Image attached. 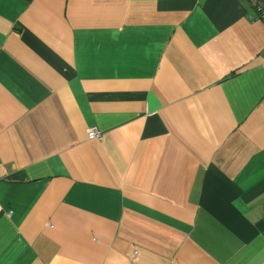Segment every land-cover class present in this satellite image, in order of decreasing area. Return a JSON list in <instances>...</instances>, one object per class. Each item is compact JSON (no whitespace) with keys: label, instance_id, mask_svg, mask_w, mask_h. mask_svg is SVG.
<instances>
[{"label":"crops","instance_id":"1","mask_svg":"<svg viewBox=\"0 0 264 264\" xmlns=\"http://www.w3.org/2000/svg\"><path fill=\"white\" fill-rule=\"evenodd\" d=\"M250 13L0 0V264H264Z\"/></svg>","mask_w":264,"mask_h":264},{"label":"built area","instance_id":"2","mask_svg":"<svg viewBox=\"0 0 264 264\" xmlns=\"http://www.w3.org/2000/svg\"><path fill=\"white\" fill-rule=\"evenodd\" d=\"M251 6V13L249 17L254 20H259L264 23V0H246ZM87 137L89 139H98L102 138V132L95 128L90 127L87 129Z\"/></svg>","mask_w":264,"mask_h":264},{"label":"trees","instance_id":"3","mask_svg":"<svg viewBox=\"0 0 264 264\" xmlns=\"http://www.w3.org/2000/svg\"><path fill=\"white\" fill-rule=\"evenodd\" d=\"M249 3V2H248ZM250 5V4H249Z\"/></svg>","mask_w":264,"mask_h":264}]
</instances>
